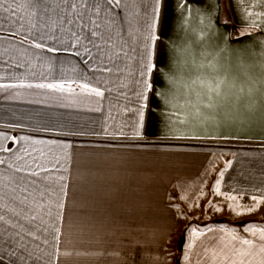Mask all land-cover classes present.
Here are the masks:
<instances>
[{
    "label": "crops",
    "instance_id": "crops-1",
    "mask_svg": "<svg viewBox=\"0 0 264 264\" xmlns=\"http://www.w3.org/2000/svg\"><path fill=\"white\" fill-rule=\"evenodd\" d=\"M121 2L75 0L73 6V0H0V259L6 264H141L139 237L157 230L150 221L157 216L170 221L164 228L171 236L177 211L169 206L186 203L184 198L165 203L166 191L158 198L157 188L200 190L216 188L219 181V194L241 201L264 193L259 93L250 98L254 112L242 105L234 119H225L221 110L210 113L214 119L190 117L181 124L174 115L180 109L172 105L183 103V97L169 83L181 75L187 80L193 55L202 60L204 53L231 63L233 71L243 62L260 87L264 0H215L211 7L205 0H160L155 31L163 43L150 47L147 34H132L134 24L124 18ZM37 43L43 47L36 48ZM148 53L161 72H147ZM144 81L158 95L149 90L148 99H142ZM62 82L74 91L35 87ZM82 83L99 87L104 97L84 93ZM142 105H147L145 126L137 137ZM56 144H69L67 154ZM136 160L146 162L142 174L157 177V185L147 190L141 183ZM37 164L47 169L41 177H65L63 208L55 207L56 196H41L47 182L29 174L40 172ZM52 187L59 190L58 184ZM157 198H163L161 210ZM45 221H55L60 231ZM221 227L201 229L204 235L191 243L186 264H212L213 238L222 235ZM45 233L57 237L48 261L7 254L16 246L28 248L32 237ZM64 236L68 243L58 244ZM64 249L70 255L61 257L58 251ZM159 264L168 263L161 259Z\"/></svg>",
    "mask_w": 264,
    "mask_h": 264
},
{
    "label": "snow or ice",
    "instance_id": "snow-or-ice-1",
    "mask_svg": "<svg viewBox=\"0 0 264 264\" xmlns=\"http://www.w3.org/2000/svg\"><path fill=\"white\" fill-rule=\"evenodd\" d=\"M121 0H116L117 4H120ZM206 5L214 6L215 0H205ZM157 8L154 9L153 21H155V13L160 11L159 4L160 0H156ZM73 6H75V0H73ZM7 11V9H5ZM149 33L147 40L150 42L147 47H150L151 43L160 42L163 43V39L156 34V24L153 22L149 25ZM95 35V33H93ZM79 41V37H77ZM261 50L260 55L264 59V39L260 41ZM36 48H42V44H35ZM54 48H49L48 51H55ZM149 62L145 65L147 72H161L157 65L153 64L150 60L151 53H148ZM200 56L203 57L202 60H198L197 56L194 54L192 57V72L189 74V78L186 80L182 75L177 77H171L169 83L176 87L177 94L183 97V103L173 104V108H179L180 111L174 113L178 118V122L183 124L189 121V118L198 119L200 121H206L209 119H214L215 117L210 115V113H215L223 110V115L225 119H234L241 115V106L243 105L248 112H254L256 110V103L250 98L254 93H259L261 100L264 101V64H262V75L259 80L260 87H255L257 81L252 80L251 76L247 71V67L243 62L240 63L238 70L233 71L231 63H221L217 59H208L207 55L201 53ZM194 73V74H193ZM144 75L145 73H141ZM74 83V81H73ZM28 87L33 85L29 84ZM37 88H47L59 92H69L72 93L74 89L68 82L62 83H39L36 84ZM84 93L93 94L98 98L104 97V91L99 87H92L89 83H82L79 86ZM151 90L154 94L158 95L155 91V86L153 84L144 81V89L139 93L142 99L147 100L148 97L145 95L146 92ZM249 98V99H246ZM99 103V100L97 101ZM147 105H142L138 109V122L135 127V135L137 137L141 136V129L145 126V114L144 108ZM262 127L261 131H264V103L260 104ZM182 117V118H181ZM107 132L108 129H103ZM23 139V138H22ZM35 144H44V141H34ZM54 142H47L48 145ZM55 147L64 150L65 155L67 154V149L70 147L69 144L59 145L56 144ZM39 151L43 156L45 155L43 149H34ZM52 148L49 147V152ZM4 161L0 160V164ZM37 168L40 172L32 170L29 174L33 177H41V172L47 171L44 165L37 164ZM17 171H20L18 168ZM221 177L224 175L223 172L220 173ZM42 180L46 181V186L44 192H41V196L45 193H50V195L56 196L55 207L59 210L64 207L63 198L67 194L66 184L63 183L65 177H59L58 181H54L50 176L41 177ZM36 183V181H33ZM219 181H217L215 191L219 194ZM58 184V191L56 187L52 185ZM264 197V193L261 194ZM229 200H236L235 196H229ZM253 201L257 202V206L260 201L257 200L256 196L252 197ZM232 211L236 212L238 215L245 214L244 212L238 211L239 205L232 206L229 205ZM255 209L253 207H248L246 209L247 213L253 212ZM216 211H220V208H216ZM56 218H60V213L57 211ZM35 219V217H32ZM0 220H4L3 216H0ZM56 232L60 229L55 228ZM193 238L195 239L197 235H204V233H197V230L193 228L192 230ZM208 232H213V229H208ZM222 235L213 238V244L215 247L211 249V255L209 259L212 264H264V227L255 225L254 223H249L243 226L242 231L244 233H249L253 239H249L246 236L239 235V231L236 228H226L221 227L218 230ZM191 248L192 245L189 244ZM203 251L205 253L209 252V248L204 246ZM49 257L52 256L51 253L48 254ZM63 255H70V253H64ZM185 260L188 259L187 255L184 257ZM51 264V260L49 261ZM197 264H202L198 261Z\"/></svg>",
    "mask_w": 264,
    "mask_h": 264
},
{
    "label": "rangeland",
    "instance_id": "rangeland-1",
    "mask_svg": "<svg viewBox=\"0 0 264 264\" xmlns=\"http://www.w3.org/2000/svg\"><path fill=\"white\" fill-rule=\"evenodd\" d=\"M121 4L124 8V18L126 19L127 17L134 24L133 28L130 29L133 35H140L142 34L141 32L148 35L150 31L149 25L153 22L157 25L159 12L155 13V21H153L154 9L157 8L156 0H122ZM145 29L147 30L145 31ZM142 149H144L143 146H138V150ZM144 165H146V162H139V160H136L135 167L139 171V179L142 184L146 185L148 190L151 183H155V185L158 184V179L156 177L154 180L153 178L155 176L153 175L149 179V173L147 171L142 174ZM164 191H166L167 194L165 203L168 200H181L183 198L186 203L180 204L174 201L179 205L169 206L177 211L176 226L171 236H167V233L170 232V228L167 230L164 228V225H167V227L169 226L168 223H170V221L161 220L158 216L157 220L150 221L151 224H155L157 230L155 235L145 236L143 234L139 237L141 264H159L161 259H165L168 264H178L177 249H181L179 264H186L184 257L187 255L189 244L194 240L191 230L195 228L197 233H201L202 228L214 225L212 219H215L217 224L227 228H236L240 230L239 235L246 237L249 233H244L242 231L244 225L254 223L255 225L264 227V197L262 196H256L257 200L260 201L257 206V202L253 201L252 197H248L249 201L246 202L241 201L240 196H235L236 200L234 201L229 200L228 197L232 195L217 194L214 187H204L200 190L186 189L184 187L182 189L171 187L165 190L163 188H157V197L161 198L164 195ZM158 198L155 202L157 208L165 207L162 205V203H164L162 201L163 198L161 200H158ZM229 205H239L238 211L244 212L245 214H236ZM248 207H253L255 210L251 213H247L246 209ZM216 208H220V211H216ZM45 222H48V224L55 229V221ZM58 238L61 241L63 240L62 242L59 241L58 244L68 243L67 236ZM56 239L57 237L52 235V233H45L41 236L32 237L28 243V248L16 246L15 248L17 249L13 248L14 252L8 251L7 254H16L15 252H18L22 255L27 254L48 261L55 253L53 244ZM89 240L92 245L97 244V239L89 238ZM109 240H114V238L109 237ZM49 253L52 254L51 257H49ZM58 253L62 257L64 256L63 254L67 252L64 249L63 251H58ZM21 264H28V262L26 261Z\"/></svg>",
    "mask_w": 264,
    "mask_h": 264
},
{
    "label": "trees",
    "instance_id": "trees-1",
    "mask_svg": "<svg viewBox=\"0 0 264 264\" xmlns=\"http://www.w3.org/2000/svg\"><path fill=\"white\" fill-rule=\"evenodd\" d=\"M212 221L214 222V223H213L214 225L222 226V225H220V224H217V222L215 221V219H212ZM235 223H236V222H235ZM236 224H239V223L237 222ZM177 251H178L177 260H178V264H179V256H180L179 254H180V252H181V249H177ZM0 261L6 264V262H4L3 260L0 259Z\"/></svg>",
    "mask_w": 264,
    "mask_h": 264
}]
</instances>
